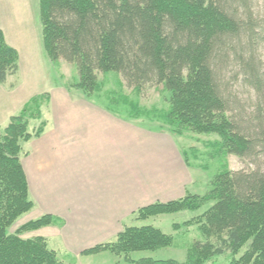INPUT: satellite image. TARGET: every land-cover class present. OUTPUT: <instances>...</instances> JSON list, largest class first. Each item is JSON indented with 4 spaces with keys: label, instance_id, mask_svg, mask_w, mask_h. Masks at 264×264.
<instances>
[{
    "label": "trees",
    "instance_id": "trees-1",
    "mask_svg": "<svg viewBox=\"0 0 264 264\" xmlns=\"http://www.w3.org/2000/svg\"><path fill=\"white\" fill-rule=\"evenodd\" d=\"M39 16L47 57L74 63V86L85 94L98 88V72L116 71L137 91L162 85L167 108L156 115L172 133L215 134L228 153L253 165L216 174L204 195L187 193L135 211V220H146L210 203L187 221L198 224L206 241H196L184 262L128 259L130 252L173 244L152 225L124 226L113 241L81 254L110 251L133 264H204L225 250H242L225 264H264V0H39ZM17 70L18 52L0 29V83ZM129 105L133 117L148 114ZM26 111L0 129V264H64L46 238L22 236L52 224V215L10 230L34 206L22 144L39 136L44 123L28 131Z\"/></svg>",
    "mask_w": 264,
    "mask_h": 264
},
{
    "label": "crops",
    "instance_id": "crops-1",
    "mask_svg": "<svg viewBox=\"0 0 264 264\" xmlns=\"http://www.w3.org/2000/svg\"><path fill=\"white\" fill-rule=\"evenodd\" d=\"M31 21L0 22L17 50L16 38ZM67 89H53L48 96L52 114L42 117V132L22 144L28 153L21 163L34 206L15 224L52 215V224L24 237H44L58 255L78 258L84 249L113 241L124 226L143 222L135 220L137 209L199 193L190 188L192 175L171 133L98 99L82 97L81 105L74 103ZM69 103L76 114H66Z\"/></svg>",
    "mask_w": 264,
    "mask_h": 264
},
{
    "label": "rangeland",
    "instance_id": "rangeland-1",
    "mask_svg": "<svg viewBox=\"0 0 264 264\" xmlns=\"http://www.w3.org/2000/svg\"><path fill=\"white\" fill-rule=\"evenodd\" d=\"M24 1H30L33 9H26ZM36 3L37 0H0V22H6L8 19L25 20V18L33 21V23L31 21L32 26H29V22H27L24 25L23 33H20L16 38L19 52L17 48L7 42L3 32L6 42L18 52V70L15 74L8 75L5 82L0 83V129L5 128L11 116L19 114L26 108V114L29 116L28 131L34 132L41 127L42 119L52 114L48 96L53 92V89L68 88L67 91L73 97L74 103H82V97H91L109 103V106L131 117H133L130 114L129 104L131 103H134L140 110L148 111L147 115L133 118L146 126L159 127L172 134L192 175L193 183L190 188L196 190L199 195H204L210 190V181L216 174L227 169L239 170L253 167L248 162L241 161L236 155L228 153L218 143L219 138L215 134H199L188 130L180 135L172 133L169 126L161 123L156 115L167 108L166 94L162 85H146L137 91L134 87L127 86L118 72L109 71L97 73L98 88L89 95L75 87L74 84L78 79L75 64L64 60L52 61L45 53L41 37L39 0L38 4ZM39 43L40 47H38ZM262 55L264 58V43ZM74 103H69L66 114H76L77 109L74 107ZM37 112L41 116L36 117L35 113ZM209 206L210 203H206L194 211L161 214L136 223L137 226L152 225L159 228L165 234L173 237V244L156 250L130 252L127 255L128 259H173L184 262L196 241L202 243L206 241V237L198 229V224L187 221L196 218ZM174 224L179 227L175 229ZM19 226V223H14L10 230L14 231ZM26 233L28 232L22 236L24 237ZM210 241L215 243L216 239L212 237ZM241 251L238 254H233L230 250H225L221 254L212 256L204 264H225L233 256L238 257ZM58 256L64 264H133L125 259L124 254L118 256L110 251L82 254L78 258L65 257L62 253Z\"/></svg>",
    "mask_w": 264,
    "mask_h": 264
}]
</instances>
